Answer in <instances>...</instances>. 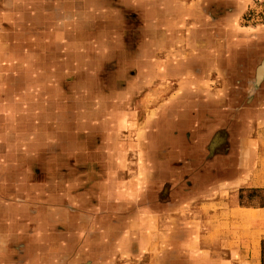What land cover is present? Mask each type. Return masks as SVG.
I'll list each match as a JSON object with an SVG mask.
<instances>
[{
    "label": "crops",
    "instance_id": "1",
    "mask_svg": "<svg viewBox=\"0 0 264 264\" xmlns=\"http://www.w3.org/2000/svg\"><path fill=\"white\" fill-rule=\"evenodd\" d=\"M261 4L264 0H0V51L8 43L0 56V174L13 179L9 192L20 200L12 210L16 202L0 204V238H8L3 243L11 263L37 254V264H45L47 256L52 264H69L64 255L71 252L78 258L83 239L96 238L79 264H264V205L241 204L246 191H264V24L254 26L255 15L249 21L250 10ZM110 18L123 23L111 27L105 22ZM130 18L131 31L125 21ZM117 34L131 37L127 43ZM96 48L134 53L135 68L123 78L109 73L115 62L103 54L109 62L101 64L106 71L96 80L100 85L117 84L118 96L128 87L134 93L141 88L133 97L134 121L123 130V138L133 145L127 165L114 174L102 172L109 174L100 191L107 201L94 217L87 209L90 221L83 225L78 203L62 195L73 179L72 172L59 170L63 158L56 147L62 140L45 138L40 107L28 108L35 114L16 107V99L43 92L29 86L31 90L17 93L11 75H19L21 68L26 83L54 84L57 93L71 96L66 84L77 89L79 81L93 82V72L88 77L78 72L95 67L97 62L86 54ZM20 52L36 54L21 60ZM244 53L249 59L256 54L252 61L261 56L257 75L246 80L261 91L250 94L249 106L238 108L235 92L227 96L215 88L222 82V68ZM58 64L69 67L65 74L56 73ZM144 66L149 67L145 73L140 71ZM225 81L240 82L236 77ZM223 96L229 97V107L221 104ZM126 114L124 108L117 113ZM60 119L49 131L55 135L65 127L70 141L63 143L71 147L78 124ZM109 131L108 126L103 130L106 135ZM35 143L39 152L30 160L29 147ZM102 145L103 150L109 143ZM89 149L96 151L93 142ZM103 156L102 163L108 162ZM46 174H51L48 184ZM131 192V202L110 204L111 196L121 202ZM105 214L134 219L98 220ZM111 227L134 228L129 239L134 247L116 246V258L99 253L88 261L87 255L103 253L115 243L109 239Z\"/></svg>",
    "mask_w": 264,
    "mask_h": 264
},
{
    "label": "rangeland",
    "instance_id": "2",
    "mask_svg": "<svg viewBox=\"0 0 264 264\" xmlns=\"http://www.w3.org/2000/svg\"><path fill=\"white\" fill-rule=\"evenodd\" d=\"M208 8L210 9L212 8V6ZM263 9H264V4H261L251 9L252 12L250 10L249 13L251 15L249 17L250 18L249 21L251 22L252 21L251 16L255 15L254 18L255 20L253 19L254 26H261L262 24H264L261 18V16H263L262 13ZM247 10L249 9L247 8ZM125 21L126 23L129 22V24H131V21H133V19L130 18V19H126ZM105 22L109 24L111 27H113L112 25L115 26L116 24L119 25L123 23V21L116 18L106 19ZM243 24L246 26V22L243 21ZM248 25L251 26L250 24ZM132 27H133V23L129 27V31H131ZM115 36L118 38L124 37V40H126L127 43L131 37L128 34L121 36L120 34L119 35L117 34ZM90 39L94 40L95 37H92ZM94 42H95L94 44H96L95 45L96 47L98 45L97 43H99V40L97 41L95 40ZM223 42L224 41H221V44H223ZM88 44L91 46L89 42ZM118 44L120 43H117V45L115 46L118 47ZM9 45L11 44L9 43ZM6 47H8V43L7 45L4 44L2 51H0L1 58H2V52L5 53ZM110 47L112 48V45H110ZM35 54L36 52H22V53L20 52L18 55L19 57H21L22 60V58L24 59V57H26V59L28 57L33 58ZM103 54L104 55L108 54V56H110V59L115 62L114 64H112L113 67H109L110 70L109 73L111 75H114L116 78H118V76H120V78H123V76H126L127 74L130 73V71L129 72L126 71L133 68L134 53L131 51L125 52L119 49H110L107 52H101L97 48L93 50L89 49V51H87L86 57L88 58L91 55V58L93 57L94 62H97V64H95L94 67L95 70H93L94 68L92 65L91 66L87 65L88 67L83 68L86 69L84 70V72L81 73L78 72V76H81L82 74L83 76L88 77L93 72V76H94L93 82H87L86 84H84L83 82L79 81L77 85V89H75L74 86L70 87L69 83L66 84V86L68 87L67 93L69 92L71 96L64 95V93L62 94L57 93L56 86L54 84H52L50 88L47 82L45 84L44 82H42L43 85L37 81L33 83H26L25 82L26 76L24 74L22 75V73L20 72L21 68H19V72L17 73L19 75H13V74L11 75L12 80H14L13 82L14 90L17 93L24 92L26 90H31L29 89L30 87H34L35 90L40 89L43 92V93L40 92L39 95H29L27 97H23V98L21 97L19 99H16V102H18L16 107L21 108L22 113H24V110H27L30 107L32 108L35 107L36 109L40 107V109L43 112H42V116H40V120L42 121V124L39 125V128L40 130H43L42 133L43 132L45 133L44 134V136L46 135L45 138L52 140L54 139V136H56L58 139L62 140V144L56 147L57 153L59 152V155L63 158L60 167L59 166L58 167L60 171H64L65 174L67 175H69L72 172L71 175L73 176L72 181L66 182L67 183L66 191H64L62 195L63 197H67L69 201L78 203L77 207H79V209L82 210L77 211L78 212L77 216L79 219L83 218V221H81L83 225L90 221L87 219L88 218L87 209L92 211V213L89 212L92 215V217L95 216V213L97 214L101 213L100 206L104 205L105 203L104 201H107L106 200L107 197L100 194V191L102 189L101 186L105 181H108L109 174H114L118 171H123L125 165H127L129 151L133 145L129 141H126L123 138V134H124L123 130L128 124H130V122L134 121L133 118L135 117V113H134L135 100L133 97L137 95V91L139 92V89L141 88V87L139 88L136 87L137 91L136 93H134L132 91V88L128 87L126 90L127 93L125 92V94L118 96V93L116 91L118 90V88H116L117 84H114V88H112V86L110 85L111 81L109 83H105V84L103 83L102 85H100V83H98L96 80L99 81L102 80L103 76H101V71L102 69L104 70L106 69V67L101 66V64L104 63L108 64L109 62L107 57H104ZM255 56H253V58H255ZM228 57L229 55H225L226 59H228ZM253 58L251 59L247 58L246 54L244 53L241 54L239 57H236L234 59V63H232L231 65H228L229 63H227V66H224L222 68V82L216 84L215 89H221L223 92L227 93V96L231 92H235L236 95H238L236 99L237 102L235 103V105L238 106V108L249 106L252 101V98L249 97L250 94H252L253 92L254 94H258L259 91H261L260 87H257L252 82L246 81L249 80L251 77L253 76L255 77L257 75V66L261 64V56L256 58L255 61H252ZM56 67L58 69L56 73L58 74H65V72L67 71L66 69L69 68V67L66 68L65 65L61 66L60 64L56 65ZM1 69L3 68L0 67V70ZM142 69L140 68V71L141 72L143 71L145 73L146 72L145 70H148L149 67L144 66L142 67ZM123 73H125V75ZM230 77H232V79L236 77V79L240 82L231 83L229 81H225V80H230ZM111 78L112 76H110L109 79ZM43 80L44 79H41V81ZM131 80L133 81V79ZM62 85L64 86V84ZM129 86L133 87V84H130ZM2 87L4 90L9 89V87L5 83L3 84ZM106 88L107 89L111 88L112 90H108L107 92L106 91L104 92V89ZM161 90H165V89H161ZM126 94H129V97H126L127 96ZM120 96H122V98H120ZM224 97L225 96H223L222 98L221 104L225 107H229V103H228L230 101L229 97L227 98ZM154 102H155V98H154ZM120 108H124L127 114L121 117L117 115ZM30 112L35 114V112L33 111ZM30 112L28 109L27 114H29ZM29 116L33 118V115L30 114ZM58 118L59 119L61 118L60 120L62 121V124L66 122L69 123L68 121L69 118H72L73 120L75 119L76 122H74V124L76 123L78 124L77 135L75 133H72L71 147H70V143H66V142L63 143V141H70V131L63 129L65 127H63L61 130L56 131L55 135H52L51 131H49V129L52 128V124L54 123V121L57 120ZM18 122H21V117L18 120ZM103 123L105 124L109 123L110 125H102ZM107 126L108 128L110 127V131L108 135H106V133L103 132V130L107 128ZM257 129L255 131H257ZM121 139L122 140L124 139L125 141L123 142L121 141ZM92 142L96 147L95 149L96 151H93V153L89 149V143ZM75 143L77 144V147H75ZM108 143L109 146L107 147L106 145V147L102 150L103 148L102 144H108ZM48 146L49 145L47 144V147ZM52 149L54 150V148ZM38 152L39 151H38V147L36 146V143L35 145L31 144L28 151V155L31 158L30 160L32 159L34 160ZM97 153L99 154V156H97L96 159H94L95 157L94 154L96 155ZM102 156L103 158H106L108 156L107 158L109 159V161L103 162L104 163L103 164L101 160ZM70 158L72 159L71 160L72 162L69 161ZM8 169L10 170L11 167ZM17 169L20 172V169L19 168ZM77 171L78 174H74ZM103 171L109 172V174L107 173L104 174L102 173ZM4 175L6 176V174H2V175L0 174V176H3L0 179V188H1L0 204L2 202H5L8 205L12 202H16L17 205H11L10 208L12 210L14 206L20 207V200L16 199L18 198L16 195H13L9 192V190H11L12 187H15L14 183L12 182L13 179H6ZM49 175L51 174H46V184H48V181H50L48 177ZM17 181L18 179L15 180L16 183ZM132 189L133 188L131 186L130 187L127 186V190H132ZM122 196L124 198L123 199L124 201L122 200L121 202L116 201L117 198L111 196L109 198L110 200L109 202H111L110 204L117 206V204L120 203L122 205L123 204L122 202L125 203L131 202L134 198L133 192L125 193ZM241 204L246 207H259L261 205H264V191L261 192L246 191V193L243 194V200ZM127 206L130 205H128L127 203L126 207ZM114 218L122 219L121 221L124 222L126 220L128 221L130 219H134V216L133 215L130 216L127 214L126 216L117 215V214H114V216L110 214L108 216L107 214H105L101 216V219L98 220L101 221L104 219H114ZM1 222L4 223L2 220H0V224H2ZM17 224H20V222L17 221ZM109 229H110V234L108 233L109 239H115V243L109 244L105 249V251H103V253L99 251L96 253H91V256L87 255V258L91 257V259L90 260L88 259V261H92V260L95 261L96 259L94 260L92 255H98L99 253L101 254L109 253L112 259L113 257L116 258L117 257L116 254L118 251V250L116 251V246L120 248L122 247L123 249L124 248L128 249V247H131V245H133L132 247H134L135 245L134 243L132 244L129 243V239L133 238L130 231H132L134 228L111 227ZM17 232H21V230L19 229ZM97 233L100 234V231ZM97 235L98 234H96L95 236ZM0 239L2 245L0 250L1 249L3 250V253H1L0 255V264H15L13 262L11 263L10 262L11 260L6 257V253H5L6 245L3 242L5 241V239L7 240L8 238L6 237L5 234H3ZM85 239L86 238L83 239V242L79 246L78 253L80 255H77L79 256L78 258L73 257L74 255L71 256V252H68L67 255L69 257L64 255L62 259L67 260V263L69 264H79L77 260L80 261L82 255L84 256L85 249L89 250L87 248V244H89L91 241L95 240L96 238L89 239L90 242L87 241L84 243ZM11 250L13 251L14 249L12 248ZM11 250H9V253ZM36 255L37 254H35V257L30 256L31 258L29 257L25 259L24 262L16 263V264H37ZM52 260H53L52 258L47 256L44 262L45 264H52L51 263L53 262ZM62 264H66V263H62Z\"/></svg>",
    "mask_w": 264,
    "mask_h": 264
},
{
    "label": "water",
    "instance_id": "3",
    "mask_svg": "<svg viewBox=\"0 0 264 264\" xmlns=\"http://www.w3.org/2000/svg\"><path fill=\"white\" fill-rule=\"evenodd\" d=\"M261 76V75H260Z\"/></svg>",
    "mask_w": 264,
    "mask_h": 264
}]
</instances>
